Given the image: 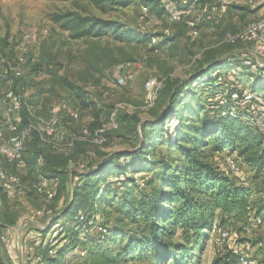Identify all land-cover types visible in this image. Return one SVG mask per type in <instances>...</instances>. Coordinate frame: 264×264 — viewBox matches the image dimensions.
Segmentation results:
<instances>
[{
    "label": "rangeland",
    "instance_id": "rangeland-1",
    "mask_svg": "<svg viewBox=\"0 0 264 264\" xmlns=\"http://www.w3.org/2000/svg\"><path fill=\"white\" fill-rule=\"evenodd\" d=\"M148 1L152 0H102L98 3L94 0H0V40L5 41L0 47V125L7 106L4 93L11 91L21 98L27 115L26 126L20 112L19 131L26 132L30 125L31 130L41 133L52 128L54 134L48 140L55 147L43 143L38 149L51 157L52 165L67 175L66 178L49 177L51 173L46 171V162L43 161L33 170L20 171V192L8 205L10 212H14L15 224L9 227L12 232L1 247L5 264H42L36 260L35 251L47 238L55 239L59 230L52 228L41 237V229L49 230L52 217H60L63 209L70 205V192L79 184L81 174L99 169L103 162L101 154H125L144 142L145 133L140 127L143 122H157L168 115L164 134L165 138L172 140L179 123L188 127L204 115L197 111L199 103L206 101L222 106L229 96L224 114H236L245 109L248 120L264 134V92L252 90L253 75L258 68L264 70V48L259 45L263 39L260 43L245 37L235 43L227 41L228 35L242 34L246 27L262 19L263 0H164L172 3L175 12L190 11L188 15H182L180 21L166 12L162 0H158L157 8H162L158 13L148 7ZM251 7L256 10L252 11ZM69 14L112 23L121 31L122 38L110 30L100 37L75 39L73 31L64 27V18ZM196 16L205 19V23L197 28L194 37L192 32L195 30L190 23H199ZM208 55L218 59L217 62L226 56L232 57L230 60L235 68H221L210 73L213 81H200L196 78L199 75L197 70L208 68L203 64ZM123 74L128 79L120 85L117 81ZM150 78L157 79L161 85L191 79L194 92L170 111L160 92L162 86L155 99H147L144 85ZM258 79L264 80V71ZM64 82L82 89L87 107L79 104ZM210 85L212 89H209ZM111 120L115 121L117 128H112ZM101 125L105 130L101 133L102 141L97 143L95 133ZM3 134L8 136L4 129ZM167 149L168 146H158L150 151L165 158ZM203 151L208 163L251 190L252 201L264 199V168L257 171L243 162L236 152L229 150L214 151L209 145ZM174 156H179L177 151ZM227 157L236 163V171L228 169ZM39 176L56 181L54 200L45 201L34 189ZM127 176L138 178L140 175L127 172ZM110 180L116 181L114 177ZM66 181L68 194H60L61 184L65 185ZM122 191L117 186L108 188L90 204L93 206L90 218L112 227L106 247L109 254L116 255L114 260L97 254L96 242L90 238L85 242H73L69 248L63 249L59 264H162L147 255L139 258L130 254L118 259L128 243L126 235L137 229L112 205L118 203ZM90 206L74 209L71 218L64 217L59 222L66 223V228L72 230L75 216H79L78 222L85 229L94 223H83L82 213ZM258 220L251 214L244 227L223 229L230 236L224 245L217 244L218 233L223 230H218L214 222L210 230H205L204 239L195 248L190 264H212L226 252L236 254L238 259L243 257L252 264H264V220ZM116 223L118 228H115ZM89 231L96 238L102 232L99 226H92ZM80 238L83 239V235ZM29 247H34V252L31 253Z\"/></svg>",
    "mask_w": 264,
    "mask_h": 264
},
{
    "label": "trees",
    "instance_id": "trees-1",
    "mask_svg": "<svg viewBox=\"0 0 264 264\" xmlns=\"http://www.w3.org/2000/svg\"><path fill=\"white\" fill-rule=\"evenodd\" d=\"M94 1L98 3L102 0ZM147 5L155 13L162 12V8L161 10L157 8L158 0L148 1ZM234 9L243 10L237 7ZM64 27L66 30L73 31L75 39L88 36L100 37L110 30L118 38H122L119 35L121 31L113 27L112 23L95 18H82L69 14L64 18ZM4 43V40H0V47ZM230 59L232 57L226 56L217 62L218 59L211 55L204 57L203 64L208 68H199L197 70L199 75L196 78L200 81L209 79L213 81L210 77L211 72L221 68L227 70L235 66ZM263 71L258 68L257 73L252 77L253 92H264V80L258 79ZM190 82H192L191 79L175 80L162 85L160 92L169 105L170 111H174L180 105V100L194 92ZM64 85L75 95L83 108L88 106L82 89L67 82H64ZM212 88L210 85L209 89ZM226 100L229 102V96ZM227 102L222 106L212 105L206 101L199 103L197 111L200 114L203 112L204 115L198 117V120L188 127L179 123L172 140L165 138V121L168 118V115H165L157 122L145 121L140 124L141 131L145 135L144 142L138 148L125 154H101L103 162L99 169L81 174L79 184L74 185L70 192V205L63 209L60 217H52L49 230L45 232L41 229V237L55 227L59 230V235L55 239L42 240V244L38 246L39 248L37 247L38 251H35V256L40 258V263L59 264V254L64 252L63 249L69 248L73 242H85L90 238L92 242H96L97 254L104 256L107 260H114L116 255L109 254L106 247L110 242L112 227L108 223H99L89 216L93 211V206L90 204L92 205L104 191L114 186L123 190L118 203L112 204L115 206V211L137 226L136 230H131L126 235L129 240L119 253L118 259L133 254L139 258L147 255L162 264H190L195 248H198V244L204 239L205 230H210L214 222L217 223L218 230L244 227L251 214L262 222L264 220V199L252 201L253 194L248 187L212 166L203 154V148L211 145L214 151L236 152L243 162L257 171L264 168V134L248 120L245 109H241L240 113L237 112L234 115H230L229 112L224 114L223 110ZM21 115L22 123L27 126V115L23 107ZM155 139L157 141H154ZM147 141L151 143L145 144ZM40 144L43 142L39 134L31 130L25 140L22 154L26 168L33 170L37 166V160L41 159L44 163L46 162V171L51 173L49 177L65 176L66 178L65 171L63 173L55 164L52 165V158L38 149ZM158 146H168L165 158L150 151V148L155 150ZM176 151L179 154L178 157L174 156ZM177 163L182 167L179 168ZM2 165L10 172H17L14 163L3 161ZM127 172L140 176L138 178L129 177ZM113 177L116 181L110 180ZM67 183L66 181L65 185L61 184L60 194H68ZM9 203L0 194V264H5L2 258L1 236L7 228L15 224L14 212H10ZM88 205L90 208L82 213L85 220L83 223L93 221L92 225L82 229V223L78 222L79 216H75L72 230L69 227L66 228V223L59 222L61 218L69 216L71 218L74 209ZM92 226H99L105 232H100L99 238L92 237L89 231ZM118 227L116 223L115 228ZM82 235L83 239L80 238ZM50 250H54V256L49 255ZM237 260L236 254L226 252L216 258L212 264H235Z\"/></svg>",
    "mask_w": 264,
    "mask_h": 264
},
{
    "label": "built area",
    "instance_id": "built-area-1",
    "mask_svg": "<svg viewBox=\"0 0 264 264\" xmlns=\"http://www.w3.org/2000/svg\"><path fill=\"white\" fill-rule=\"evenodd\" d=\"M202 0H195V2H200ZM162 7L166 10V12L177 21H180L182 15H188L190 11L185 9L181 12H175L172 9V3L162 0ZM262 5L264 6V0L262 1ZM172 10V11H171ZM174 11V12H173ZM192 36H197V31L192 32ZM242 37H245L249 40L255 41L260 43L261 40H264V16L262 19L254 22L250 26L246 27L242 34H235V35H228L227 41L231 43H235L239 41ZM249 63V62H247ZM16 76H19V73H16ZM128 79V76L123 74L118 79V84L123 85ZM160 81L155 78H150L146 81L144 85L145 93L148 100H153L157 96V92L161 87ZM5 101L7 102V106L2 118V123L0 125V194L4 196V198L10 202L15 201L16 197L18 196L21 188V178H20V171L26 169V164L22 159V154L24 150V143L26 138L28 137L31 129L33 127L30 125L27 128L26 132H20V112L22 111V101L21 98L11 91H6L4 93ZM251 99V97H248ZM230 115H234L233 113L229 112ZM113 129L117 128V124L114 120L110 122ZM3 129L7 131L8 136L5 137L3 134ZM105 130L104 126L95 133V142L99 143L102 141L101 133ZM41 141L48 146L55 147L52 142L48 139L54 134V130L52 128H48L44 130L42 133L36 131ZM3 161H8L14 163L16 165L17 172L12 173L7 171L3 165ZM42 160H37V165H41ZM226 165L229 170L236 171V163L231 157H227ZM34 189L43 196L45 201H51L56 193V181L54 179H46L41 176L38 177V183L34 186ZM40 212H37L39 215ZM259 221V220H258ZM260 222V221H259ZM100 231L105 232L103 229L100 228ZM12 232V228L6 229L5 233L1 236V242H5L8 235ZM229 233L226 230L220 231L217 236V244L224 245V243L229 239ZM31 253L34 252V247H29L28 249ZM54 250L49 251V255H53ZM36 260L41 262L39 257H36ZM238 264H252V262L247 261L243 257L238 259Z\"/></svg>",
    "mask_w": 264,
    "mask_h": 264
},
{
    "label": "crops",
    "instance_id": "crops-1",
    "mask_svg": "<svg viewBox=\"0 0 264 264\" xmlns=\"http://www.w3.org/2000/svg\"><path fill=\"white\" fill-rule=\"evenodd\" d=\"M257 5H261V3H258ZM256 7H257V6H256ZM257 9H258V8H257ZM262 9H263V8H261V10H262ZM251 10L254 11V10H256V9H255V7H251ZM258 10H259V9H258ZM196 17H197V16H196ZM201 18H202L201 16H200V17H199V16L197 17L198 20H196V21L199 22V23H196V25H194V23H190V26H191L195 31L198 30L197 28H198L199 26H202V25H204V23H205V19H202V20H201ZM196 21H195V22H196ZM202 22H203V23H202ZM259 45H260L261 47L264 48V40H263ZM70 187H71V185H70Z\"/></svg>",
    "mask_w": 264,
    "mask_h": 264
}]
</instances>
